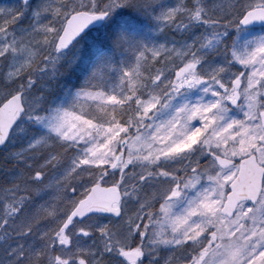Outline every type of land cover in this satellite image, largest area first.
<instances>
[{
    "label": "snow or ice",
    "instance_id": "obj_1",
    "mask_svg": "<svg viewBox=\"0 0 264 264\" xmlns=\"http://www.w3.org/2000/svg\"><path fill=\"white\" fill-rule=\"evenodd\" d=\"M0 264H264V0H0Z\"/></svg>",
    "mask_w": 264,
    "mask_h": 264
},
{
    "label": "trees",
    "instance_id": "obj_2",
    "mask_svg": "<svg viewBox=\"0 0 264 264\" xmlns=\"http://www.w3.org/2000/svg\"><path fill=\"white\" fill-rule=\"evenodd\" d=\"M5 2H6V3H10V2H11V0H10V2H9V1H7V0H5Z\"/></svg>",
    "mask_w": 264,
    "mask_h": 264
},
{
    "label": "rangeland",
    "instance_id": "obj_3",
    "mask_svg": "<svg viewBox=\"0 0 264 264\" xmlns=\"http://www.w3.org/2000/svg\"><path fill=\"white\" fill-rule=\"evenodd\" d=\"M7 1H9V2H10V0H7Z\"/></svg>",
    "mask_w": 264,
    "mask_h": 264
}]
</instances>
